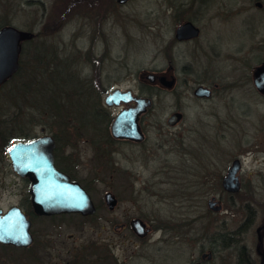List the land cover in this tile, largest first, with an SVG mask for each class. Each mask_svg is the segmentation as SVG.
<instances>
[{"label": "rangeland", "instance_id": "obj_1", "mask_svg": "<svg viewBox=\"0 0 264 264\" xmlns=\"http://www.w3.org/2000/svg\"><path fill=\"white\" fill-rule=\"evenodd\" d=\"M209 1L204 14L199 0H0V24L36 33L33 43L24 42L33 47L25 46L23 56L38 54L46 77L58 67L65 76L60 87L33 79L45 87L41 94L23 91L27 77L0 88V208L18 205L33 180L14 169L8 149L45 135L57 144L60 167L98 206L92 216L42 218L24 205L32 225L29 219L23 224L29 223L34 245L28 251L0 242V264H194L203 252L212 255L202 264H239L240 251L242 264H264V97L260 113H235L251 66L236 60L244 53L237 52L242 35L235 20L211 19L221 12L220 0ZM186 17L197 20L203 34L215 35L207 42L219 56L209 59L203 42L175 38ZM156 71L176 81L162 88L144 79ZM214 82L220 83L213 96L196 97H204L195 93L198 83ZM117 88L153 97L141 142L112 134L121 100L109 105L105 97ZM15 111L22 123L16 134L7 122ZM177 111L182 118L171 125ZM7 130L13 139L5 138ZM236 158L235 192L223 181ZM108 191L117 198L113 209ZM135 218L147 223L143 234L133 230Z\"/></svg>", "mask_w": 264, "mask_h": 264}, {"label": "water", "instance_id": "obj_2", "mask_svg": "<svg viewBox=\"0 0 264 264\" xmlns=\"http://www.w3.org/2000/svg\"><path fill=\"white\" fill-rule=\"evenodd\" d=\"M118 1L125 2L127 0ZM192 26L190 22L180 25L176 33L177 38L185 39L191 37L194 33ZM34 36V31L24 30L12 24L4 25L0 28V87L18 70L23 42L32 39ZM261 70H264V67ZM155 76L154 73L147 74V78L150 80H153ZM173 82V79L170 80L168 85L171 86ZM118 93H120L119 89L110 92L106 97V102L108 104L119 103L122 99L126 100V94L130 92ZM195 93L197 95H207L208 89L200 86L196 89ZM138 101V105L123 109L116 116L111 126L112 134L115 137H140L138 116L146 109V104H149V101H144V98H139ZM179 118H181V113L176 112L171 115L169 122L174 124ZM54 147V138L51 135H45L27 141L14 142L9 149L14 169L22 175H33L31 194L34 204L40 208L41 212L49 214L61 211H79L84 214L93 213L95 206L88 192L78 182L71 181L69 175L60 171L55 166ZM21 149L23 150L21 151ZM238 169L239 161L235 160L229 173L224 178L223 186L225 189L238 191L240 182L235 175ZM51 185H55V190L57 186L59 189L54 193L55 198L47 199V191L53 190ZM105 197L108 207L113 209L117 204V198L111 192H107ZM213 203L215 202L212 201L209 205L213 206ZM214 209L218 210L220 206ZM15 214L14 210H9V212L0 215V241L4 243L27 244L31 239L29 223L27 222L25 226L22 224V227L15 228L10 223L11 217ZM132 224L139 234L145 232L140 230L145 227L141 219L136 218L132 220ZM22 229H24V235L19 238L17 234ZM206 255L210 258L212 253H205L202 258Z\"/></svg>", "mask_w": 264, "mask_h": 264}, {"label": "flooded vegetation", "instance_id": "obj_3", "mask_svg": "<svg viewBox=\"0 0 264 264\" xmlns=\"http://www.w3.org/2000/svg\"><path fill=\"white\" fill-rule=\"evenodd\" d=\"M212 1H215V0H212ZM199 2L205 6L204 12H203L204 14L211 11L212 5H211L209 0H199ZM218 2L219 3L217 4V8L221 12H218V11L212 12L211 19H213V18L219 19L221 17V19L228 21V22L230 20H235L236 27L238 28V34L242 35V37L238 38V40H237L238 43H240V45L237 48V52L242 51L244 53L243 54L244 57L239 55V57L236 58V60L242 61V63H244L247 67L251 66V70H250L249 75H248L249 80L247 81L246 85L244 86V90L241 92V94H242L241 98L239 99L238 102L235 103L236 105H240V106L239 107L233 106V109L234 108L237 109L235 111L236 114L246 113V115H250V114H254V113H260L261 110L257 106H258V102L260 101V98L264 97V70H261L264 67V38H262V36H264V0H226V1L220 0ZM208 18H209V16H208ZM186 22H190L193 25L192 28L194 29V33L189 38L178 39L176 36L177 29L180 25H182ZM202 34H203V28H201V26L198 24V21L195 19H191L189 17L182 19L181 22H179V24L176 26V29H175V38L178 41H191L192 43H194V45L196 43H202L203 42V46L208 51L207 54L209 56V59L212 60L215 57L219 56V53L212 49V43L207 42V40L213 38L215 35H210L208 30H205L204 34L203 35ZM232 40H235V39H232ZM258 49L263 50V52H262L263 55L261 54V52L256 53V51ZM172 67H173V65L169 64L167 70H170ZM154 73L156 74V76L151 81L148 78L142 77L143 76L142 73L140 74V76L144 79H147L146 80L147 82L151 83L153 81L152 82L153 84L155 83L156 85L161 86L162 88H164V86H168L170 80L174 79V82L176 81L175 76L173 74H169L166 71L165 72L164 71H156ZM223 79L224 78L222 77L220 80L223 81ZM220 82H214L213 85L212 84H206V85L204 84L203 85V83H198L197 89L200 86H203L206 89H208V94L205 95L204 97H199V96H196V97L209 99L211 96H213L217 92ZM126 90H128V89H126ZM251 92H253L254 97H250ZM131 93L133 95L132 91H131ZM126 97H127L126 100L122 99L121 103L119 102L122 109H128L132 106H136L137 101L135 99L141 98V97L144 98V101H149L148 105H150V106L153 105V97L150 96L149 93H146L143 91H141V93L138 95L135 94L133 97L131 96V94H129ZM247 105H250L252 107V109H249L247 107ZM148 109L149 108L147 107L144 110V112L140 113L138 116L139 133H140L139 138H135V139H134V137H132V138L131 137L130 138L129 137H118V138L119 139H132V140L137 141V142H141V141L145 140L147 138V136H146V133H145L143 125H142V119L144 118L143 115L148 112ZM240 109H241V112H240ZM177 112L181 113L180 111H177ZM182 114L183 113H181V118H182ZM181 118H179L177 120L176 125L181 120ZM54 162H55V165H57V167L60 170L67 173L70 176V178H72V174H70L68 171H66V169L60 167V165L58 164V161H57V144L54 147ZM22 177H24V176L22 175ZM31 184H32V181H29V187L24 188L25 192H24V196H23L22 201L19 202L18 205H16V207H18L22 211L23 214H20L18 211H16L19 213V215L15 214L10 219V223L13 224V226L15 228L20 227V226L22 227V224L24 223V221L26 219H29L28 221L30 222V226L32 225V219L29 217L31 212L30 211L26 212L24 207H23L24 205H27V207L28 206L32 207L35 215L40 216L42 218H45V217L48 218V217H52V216L57 215V214H63L64 213V212H60V213L49 214V213L41 212L40 208L37 207L32 200ZM51 187L53 188V190L47 191V199L50 198V194L53 191L56 193L59 189L58 187H56V190H55V185L54 186L51 185ZM44 191H45V189H44ZM95 205H96V210L93 214L83 215V216H92V215L96 214L98 211V206L96 203H95ZM22 235H24V229L19 231V233L17 234V237L21 238ZM31 241H33V242L29 245H23L21 243H18L17 245L15 244L14 246H16V248H19L21 250H28V251L31 250L33 245H34V242H35V236H34L33 232L31 235ZM44 243H45V241H44ZM43 244H41L40 247H42Z\"/></svg>", "mask_w": 264, "mask_h": 264}, {"label": "trees", "instance_id": "obj_4", "mask_svg": "<svg viewBox=\"0 0 264 264\" xmlns=\"http://www.w3.org/2000/svg\"><path fill=\"white\" fill-rule=\"evenodd\" d=\"M6 24L7 23H2V24H0V27L3 25H6ZM28 43H33V39L27 41L26 44H28ZM25 46H23L24 48H23V52L21 55L20 68L17 71V73L10 80H12V79L14 80V78H16L17 76L19 78L27 77V80H29V83L22 89H23V91L26 90L28 93H35V92H38L39 94L43 93L42 91H43V88H45V87L41 86L39 84V82L37 83V82L33 81V79H35V78L40 79V76H42L46 79V86L50 83H56L58 87L62 86L63 82L65 81L64 80L65 76H64L63 70L60 69L59 67H58V69L53 68L52 72H49L47 77H46V72L44 69H42V62H43L42 58L38 54H36L34 56L33 60H28L27 58H25L23 56ZM28 47H33V45L26 46V48H28ZM36 84H39V85L36 86ZM11 93H14L15 96L17 95V90H16L15 86H13V85L11 87ZM17 98H19V97L17 96ZM19 99L21 100V98H19ZM100 112H101V115L103 116L102 111H100ZM16 115H18V111H15V115L10 116L9 120L7 121L8 123L12 124V128H9V129L11 131H13L14 133H15V131H16V133L18 132L16 129V124L22 125L21 121H19L16 118ZM20 129H22V127H20ZM9 133H10V131L7 130L5 133V138L8 140H11L14 138V135L9 136ZM230 239H232V238H230ZM244 254L245 253L243 251H240L239 264H242V261H244V259H245Z\"/></svg>", "mask_w": 264, "mask_h": 264}, {"label": "bare ground", "instance_id": "obj_5", "mask_svg": "<svg viewBox=\"0 0 264 264\" xmlns=\"http://www.w3.org/2000/svg\"><path fill=\"white\" fill-rule=\"evenodd\" d=\"M58 187V186H57Z\"/></svg>", "mask_w": 264, "mask_h": 264}]
</instances>
